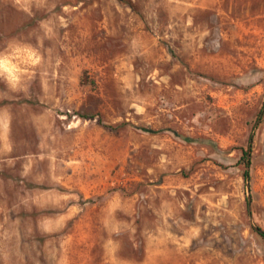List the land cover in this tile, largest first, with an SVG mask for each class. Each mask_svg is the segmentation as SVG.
Returning <instances> with one entry per match:
<instances>
[{
	"label": "rangeland",
	"instance_id": "1",
	"mask_svg": "<svg viewBox=\"0 0 264 264\" xmlns=\"http://www.w3.org/2000/svg\"><path fill=\"white\" fill-rule=\"evenodd\" d=\"M255 227L264 0H0V264H264Z\"/></svg>",
	"mask_w": 264,
	"mask_h": 264
},
{
	"label": "trees",
	"instance_id": "2",
	"mask_svg": "<svg viewBox=\"0 0 264 264\" xmlns=\"http://www.w3.org/2000/svg\"><path fill=\"white\" fill-rule=\"evenodd\" d=\"M250 154L248 151H244L242 153V156L240 157V162L245 170H244V177L246 180L249 179V165H250ZM249 202V199L247 200ZM254 230L257 232V234L262 238L264 239V230L261 229L260 227H255Z\"/></svg>",
	"mask_w": 264,
	"mask_h": 264
}]
</instances>
